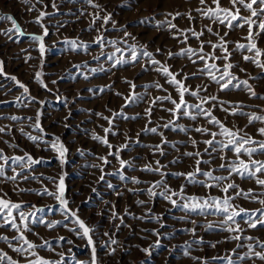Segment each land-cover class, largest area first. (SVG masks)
I'll use <instances>...</instances> for the list:
<instances>
[{"label": "rangeland", "instance_id": "374dc122", "mask_svg": "<svg viewBox=\"0 0 264 264\" xmlns=\"http://www.w3.org/2000/svg\"><path fill=\"white\" fill-rule=\"evenodd\" d=\"M208 8L218 11L213 0H205L204 4L200 0H92L91 4L88 0H29L28 4L23 0H0V33L12 28L11 22L5 19L7 16H12L20 29V33L13 29L7 35L0 34V61L3 62L4 73L0 74V128L5 129L0 133V150L9 158L24 157L27 153L34 160L41 161L31 166L23 162L24 167L21 168L19 164H13L11 159L7 164L0 159L5 177L21 173L15 181L0 177V197L21 204L25 213H35L34 217L29 218L31 230L24 231L23 235L35 245L50 242L52 250L48 246L35 248L39 257L49 262L60 261L63 257V264H91V246L87 239L69 230L76 225L64 219L61 206L54 196L40 195L45 188L56 193V183L62 176L68 208L75 211L89 228L94 229L90 235L96 248L97 264H228L229 259L233 264H264L254 255L251 259H239L249 252V245H255L257 240L264 242V228L259 224L256 228H250L245 223L247 217L241 214L236 217L241 231L222 230L227 226L235 228L236 225L231 222L224 225L225 214L216 213L212 204L213 198L224 199L226 194L221 187L232 182L238 185V189H230L227 193L235 197L230 201L229 211L243 208L252 212L264 207L259 203L260 199H264V195H260L264 193V187L257 185L255 179H241L238 175H232L230 181L226 180L222 185L211 188L200 183H189L184 176L173 175L194 171L199 158L203 161L199 165L202 171H212L216 177H228V171L220 165L229 161L238 163L236 155L228 149L224 152L209 149L211 154L206 153L205 148L208 146L203 142L211 139V136L194 130L202 128L219 133L220 128L203 116H197L195 120L187 116L176 119L166 111L174 108L168 100L157 101L152 105L155 97L171 95L177 102L180 98L176 89L155 70L159 65L151 64L147 57L141 55L134 65L122 63L113 66L114 61L121 56L125 61L129 60V45H135L138 51L146 45L144 50L152 53L153 58L167 66L172 73H178L176 79L182 80L185 87L193 91L207 88V91L199 92L200 97H217V100L205 103L203 107L210 109L225 127L245 139L251 137L256 142L264 141V135L258 132L264 128V122L249 123L250 115L264 117V99L259 98L264 97V69L251 62L252 59H258L264 63V31L255 25L252 28V42L262 53L260 57H255L254 52L246 48H236L237 43L249 44L248 26L229 30L218 21L213 22L215 18L209 19L202 14ZM220 8L235 12L230 0H220ZM41 12L45 16L40 24L48 31L43 41V57L38 43L31 40L33 35L44 34V28L35 22ZM108 14H111V20L107 25L102 26V20H95L93 24L96 15L104 17ZM240 16L249 17L250 12L241 7ZM208 28L212 31L209 32ZM193 30L203 33L199 40L192 35ZM125 31L130 35L126 37ZM216 33L228 42L227 49L231 54L228 61L223 59L224 53L219 48L214 51L210 46L209 42H218ZM184 34L188 36L186 44L180 42ZM174 35L179 39H174ZM97 37H103L102 47L94 43ZM72 41L78 46L75 50L71 47ZM109 41H116L115 47ZM201 41L204 42L205 54H213L214 51L215 56L221 57L208 59L207 63H215L221 69L226 63L233 64L231 74L238 77L239 81L247 80L256 93L255 97L243 84L239 88L233 87L237 80L221 90L220 84L200 72L205 68V61L196 56L192 59L179 55L169 58L170 52L176 54L188 47L198 50ZM80 45H88L87 50ZM116 48L122 51L117 52ZM157 49L160 51L157 52ZM113 53V59L109 60L108 56ZM244 56H249L250 60L246 62ZM192 60L197 62L192 63ZM73 65L81 67L77 69ZM36 73L41 74V80L47 88L37 82ZM215 74L220 76L218 72ZM84 75L88 79H84ZM185 75L189 77L187 80L183 79ZM13 76L29 89L28 93H24L17 82L11 79ZM132 84L135 85V96L141 99L125 106L126 98L133 92ZM156 84L163 88L155 87ZM184 99L188 105L201 103L188 93H185ZM219 102H223L222 107L228 111L222 110ZM150 106L152 113L149 117L145 110ZM234 109L236 114H230ZM241 111L244 115L240 114ZM38 112L42 133L34 127ZM13 116L17 119H10ZM102 117L111 119L112 124L109 125ZM171 121L174 124L170 127L163 126ZM145 126L157 128V133L143 131ZM180 127L186 128L187 132H181ZM104 128L112 130L106 137L113 145L112 149L92 138L93 134L104 138ZM28 135L38 137V142L30 141ZM55 137L67 148L63 163L48 146V142ZM215 139L227 141L221 135ZM192 140L197 142L195 147ZM124 144L128 147L120 151L119 156L132 166L121 169L119 161L108 153L115 152ZM156 145L161 146L163 155L155 150ZM244 147L259 149V143ZM189 152H199L201 155H184ZM105 156L110 162L102 165L99 157ZM221 156L225 159L221 160ZM240 159L249 161L243 152ZM252 159L264 161V155L257 151ZM156 161L165 166L161 168L164 175L142 170L146 165L155 169ZM102 175L103 180L100 179ZM257 175L264 179V174ZM134 178L140 183H133ZM161 180L171 191L187 198L196 197L201 204L207 200L211 207L204 208L203 213L191 212L182 208L186 200L181 199L180 195L172 197L177 201L175 206L159 195H147L146 190L151 184ZM196 180L215 183L202 175H197ZM241 189L244 192L252 189L257 198L253 200L235 196L236 191ZM155 191L159 193L164 189L160 187ZM13 215L19 224V217L15 212ZM41 221H62L63 224L48 229ZM77 231L80 230L77 228ZM19 235L11 229V225L0 227V237H8V242L0 241V251L16 264H29L37 256L27 252L22 255L9 247V243L20 246L22 242L14 239ZM237 236L239 239H233ZM60 237H64V240H60ZM111 239L117 243L111 244ZM238 244L243 246L238 248ZM142 249H148V252ZM255 250L261 249L256 247Z\"/></svg>", "mask_w": 264, "mask_h": 264}, {"label": "snow or ice", "instance_id": "6c2138e0", "mask_svg": "<svg viewBox=\"0 0 264 264\" xmlns=\"http://www.w3.org/2000/svg\"><path fill=\"white\" fill-rule=\"evenodd\" d=\"M23 2L25 4L29 3V0H23ZM37 2H42V0H37ZM88 3H92V0H88ZM201 4L205 3V0H200ZM213 3L216 4L217 6V10H214L212 8H208L206 11H204L202 14L208 16L209 19H213V22H219L220 24L225 25L226 28H228L229 30H232L233 28H243L245 25L248 26V37L247 39L249 40V44L245 45V44H240L237 43L236 44V48L238 50H243V49H247V51L249 52H254V56L255 57H260L262 55L261 51L259 49H256L255 43L252 42V37H253V31L252 28L255 25L259 30L264 31V0H230V3L232 4V7L235 8V12H233L231 9H223L220 8V0H213ZM237 5H239L240 7H237ZM254 5L256 7H254ZM55 6V4L53 5ZM94 7H98V5H93ZM243 8L244 10H247L248 12H250V16L249 17H243L240 16V8ZM31 10V9H30ZM197 11H201L200 9H198ZM177 16L179 15V13L176 14ZM45 13L41 12L40 16L37 17L36 19V23L40 24V21L44 18ZM175 19V17H173ZM255 18V19H253ZM7 21H10L12 24V28L8 29L7 32L5 33H0V34H5L7 35L8 33L12 32L13 29L17 32L20 33V29L17 25L16 20L12 17V16H7L5 18ZM189 19H192L191 16H189ZM95 20H102V26L103 25H107L109 23V21L111 20V14H108L104 17H100L99 15H96L95 19L93 20V24H95ZM238 21V23H234ZM40 26L42 28H44L43 24H40ZM113 27H115V24L113 22ZM170 27L174 28L176 27L175 25H170ZM208 31L211 32L212 29L208 28ZM22 34V33H21ZM227 32L225 33V36H227ZM257 35L259 33H256ZM48 35V31L47 28H44V34L42 36H36L33 35L31 36V40H33L34 42H37L39 45V52L40 55L43 57L44 53H45V45H44V37ZM128 35H130L129 33H127V31H125V36L127 37ZM192 35L199 40L200 36L203 35V33H196L194 30L192 31ZM216 35L218 36V42L217 43H210V46L212 47V49L215 51V49L219 48L221 50L222 53H224L223 59L225 61H228L230 59V53L228 52L227 49V41L224 39V37L219 36V33H216ZM10 38V37H9ZM174 39H179V37L175 36L173 37ZM135 39V38H133ZM188 40V36L186 34H184V39L181 40V43H187ZM94 43H97L99 45H101V47L104 44V40L103 37H97L96 40L94 41ZM108 43H110L113 47H115L116 45V41H109ZM72 49H77V44L75 41L70 42ZM79 47H83L85 50H87L88 45H80ZM129 50L131 51V57L129 58V60L125 61L123 59V57L121 56L120 58H117L114 61V65H118V64H122V63H130V64H135L141 57V55L143 57H147L148 61L151 64L154 65H159V67H157L155 70L157 72H160L165 78H166V82L170 85H172L178 95H179V102H177L176 100L172 99L171 95L167 96V97H155L151 104L155 105L157 103V101L163 102L164 100H168L171 104L174 105V108L172 109H166V111H169L173 117H175L176 119L181 118L182 116H187L192 120H195L197 118V116H203L205 119H208L209 123L215 124L220 128L219 133L217 132H209L207 129H202V128H196L194 129L196 132H200L202 134H206V135H210L211 139L205 140L203 143L206 144L208 147L205 148V152L209 153V149H211L212 151H219V152H224L225 149H228L230 151L233 152L234 155H236L238 163L236 161H229L227 164H221L220 167L224 168L226 171H228L229 176L228 177H216L213 176L212 171H202L199 168V165L203 162L201 161L199 158H197L196 160V164L197 167L194 169V171L189 172V173H173V175L176 176H184L189 183H200L203 184L204 187H216V186H220L223 184L224 181H230V178L232 175H238L241 179H255V182L257 185L264 187V179L259 178V176L257 175L259 174H264V161H260V160H254L252 159V156L254 153H256L257 151H259V153L261 155H264V141L261 142H256L254 141L251 137H248L247 139L240 137L238 133L231 131L230 129H228L227 127L224 126V124H222L215 116L212 115V112L210 109H205L203 107V104L205 103H211V101H215L217 100L216 96H209V97H200L199 96V92L201 90L203 91H207V88H197L196 90H190L189 88L185 87L184 83L182 80H177L176 79V75H178V73H172L169 68L167 66H164L163 64L160 63V61L156 60L153 58L152 53L144 50L146 48L145 46H141V50L138 51L135 45H129L128 46ZM117 52H121L122 50L120 48H116ZM160 49H157V52H159ZM214 51L213 54H205L204 53V42L201 41L200 43V48L198 50H194L191 47H188L186 49H182L179 53L173 54V53H169V58H171L173 55H179V56H186L189 59H192L193 56L198 57V59L200 60H204L205 61V68L201 69L200 72L202 74H207L208 77L214 81L217 84L221 85V90H225L226 88H228V86L232 83L233 80H237L238 82L235 85H232L235 88H239L241 84H243L245 86V89L248 90L251 95L253 97L256 96V93L251 89V87L248 85V81L244 80V81H239L238 77L234 76L231 74V69L234 67L233 64L231 63H226L223 67V69H221L220 67H218L215 63L213 64H208L207 60L208 59H212V60H216V59H220L221 57H217L214 55ZM115 54H111L108 56L109 60L113 59V56ZM243 59L247 62L250 60L249 56H244ZM196 60H192V63H196ZM252 63H254L257 67H260L262 69H264V63H262L260 60L258 59H252L251 60ZM73 67H76L77 69H79L81 66L80 65H73ZM93 72H95V69L92 70ZM240 71H244V69H240ZM220 73V76L217 77V75L215 73ZM0 74H4L3 73V62L0 61ZM36 80L37 82H39L41 84L42 87L47 88V85H45L43 83V81L41 80V74L40 73H36ZM84 79H88V77L86 75H84L83 77ZM189 77L187 75L184 76V80H187ZM12 80L16 81V77H11ZM221 81H224L223 84H221ZM17 84L19 85L20 88L23 89L24 93H28L29 89L23 85L22 83H20L19 81H16ZM53 83H55V81H53ZM155 87L162 89L163 86L160 84H156ZM131 88L133 89V92H131L129 94V96L126 98V104L125 106H127V103L130 102H137L139 99H141L140 97L135 96L134 94V89H135V85L132 84ZM91 91V90H89ZM101 91H103V89H101ZM185 93H188L191 96L197 97L201 103L200 104H196V105H188L187 102L185 101L184 97H185ZM117 95H119V93H117ZM260 99H264V97H259ZM35 99V98H32ZM221 104V108L224 111H228V109H224L222 107L223 102H219ZM189 109H192L193 111H190ZM198 109L199 111H195ZM146 115H148L149 117L151 116L152 113V107L150 106L148 109L145 110ZM230 114L235 115L236 114V110L234 109ZM241 115H244V113L241 111L240 112ZM39 115L40 113H37V122L34 125V127L36 128V130L40 131L41 133L43 132V129L40 127L39 124ZM97 115H100L99 113ZM122 115V113H121ZM103 119L107 120L109 125L112 124V120L109 119L108 117H102ZM125 119H128V117H124ZM136 117H132V119H135ZM210 118V119H209ZM10 119L12 120H16V117H11ZM254 121H262L264 122V117L262 116H257V115H250L249 116V123H253ZM150 122V121H149ZM172 124H174V121L169 122L168 124L163 125L164 127H170ZM179 130L181 132H187V129L184 127H180ZM5 131V129L0 128V133H3ZM21 131L23 132V130L21 129ZM103 131L105 132V137L102 138L99 135H95L93 134V139L98 141L99 143L105 145L106 147H108L109 149L113 148V145H111L108 140H107V134L109 132H111V128H104ZM145 132H151V133H157V128H148L147 126H145V129L143 130ZM260 135H264V128H260L258 130ZM113 135H116L115 132L112 133ZM217 135H221L227 138V141H217L215 139V137ZM30 141H32L33 143H37L38 142V137L36 136H32V135H28L27 137ZM166 142V141H165ZM7 143V142H6ZM138 143V141H137ZM254 143H259V149L257 148H245L244 145H248V144H254ZM192 144L195 147L197 142L195 140H192ZM48 146L55 151L58 154V159H60L61 163L64 162V158L66 156L67 153V148L63 145V143L60 142L58 137H55L53 139V141L48 142ZM128 147L127 144L121 145L119 148H117V150L115 152L109 151L108 155L109 156H113L115 159H117L120 163L121 169H123L124 167L128 166H132L130 164V162H127L123 159L120 158L119 156V152L126 149ZM155 150L160 151L161 155H163V152L161 150V146L160 145H156L155 146ZM243 152L244 155H247L249 157V161L245 162L243 159H240L241 153ZM184 155L188 156V157H200V153L196 152V153H185ZM0 159L4 160V163L7 164L8 160L11 159L13 164H19L21 168L24 167V163L26 162L27 165L31 166L34 164H38L41 161L40 160H34L30 155H28L27 153L25 154L24 157H6L3 155L2 150H0ZM99 159L102 162V165H107L110 161L108 160V158L105 157H99ZM221 160H224L225 157L221 156L220 157ZM173 163H175V161H173ZM157 167L154 169L152 168L151 165H146L144 167V169H142L143 171L146 172H161V168L165 167L160 165L159 161H156ZM95 167V165H94ZM101 172H103V167H101ZM13 171H15L13 169ZM21 173L16 172L15 175L11 176V177H5V171L3 166H0V177H5L6 179H10L12 181H15L17 179V176H20ZM161 175H164V173L161 172ZM197 175H202L204 177L207 178V180L210 181H214L215 183H207L205 181H198L196 180V176ZM121 178L123 179L124 177L121 176ZM101 180L104 179V176L102 175L100 177ZM53 183H56V181H52ZM133 183H140V181L138 179H133L132 181ZM56 187H57V192L56 193H52L49 192L47 190V188L44 189L43 193H40V195H49V196H54V198L59 202L61 209H62V214L64 215V219L65 220H70L72 224L76 225V227L69 229L70 231L74 232L78 237L80 238H86L87 239V243L89 246H91V264H97L96 261V248H95V244L94 241L90 235L91 232L94 231V229L89 228L85 222L83 220H81L75 211L71 210L68 208V201L67 199L64 198V180L63 177L61 176L59 179V182L56 183ZM109 187H111V185H109ZM163 187L164 191L162 192H156L155 189ZM230 189H238V185L232 183V182H228L226 186H222L221 190L226 194L224 199L221 201L219 199H215L213 198V202L212 204L215 207V212L220 214L223 213L224 218H223V224L224 225H229V222H231V224L236 225L235 228L231 227V226H227L225 228H223L222 230L225 231H241V229L239 228V224L236 220L237 216H240L241 214H243L245 217H247V219L245 220V223L248 224V226L250 228H256L257 225L259 224L261 226V228H264V207H262L261 209H257L254 210L252 212H249L246 209H239V211H229L230 209V201L232 199H234V196H229L227 195V193L229 192ZM95 191V190H93ZM146 194L149 195L150 197H154L159 195L161 198L168 200L170 203H172L174 206L176 205L177 201L172 199L173 196H177L180 195L181 199L186 200V202L182 205V208L186 209L187 211H191V212H200L203 213L204 208L206 207H211L208 204V201L205 200L203 201V203L201 204L200 201L197 200L196 197H191V198H187L184 197L181 194H178L176 192L171 191L166 184H164L163 180L161 181H156L154 183L151 184V186L146 190ZM260 195H264V193H261ZM235 196H243V198L245 199H253L255 200L257 197L256 195L253 194L252 189H249L247 192H244L242 189L239 191H236ZM138 203H143V202H138ZM259 203L261 205H264V199H260ZM34 207V206H33ZM23 206L21 204L18 203H13L9 200H5L3 197H0V227L6 226V225H11V229H14L16 232L20 233V235L18 237H14V239H17L18 241H21L22 243L20 244L19 247L13 246L11 243H9V247L12 248L13 251L20 253V254H24V253H29V255H34L37 256V259L35 261H29V264H63V257H61L60 261H56V262H49L48 260L39 257L36 252H35V248L37 247H41L44 248L45 246H48L49 250L51 249V245L49 241H44L43 244L41 245H35L32 242H30L29 240H27V238L23 235L24 231H30L31 229L29 228L28 224H29V218L30 217H34L35 213L34 212H28L25 213V211L22 210ZM38 211H43L42 209H39ZM13 212H15L17 214V216L19 217L20 223L18 224L16 222V216L13 215ZM114 216L116 215L115 213L113 214ZM41 223L44 224V226L48 229H53L56 228L60 225L63 224L62 221H52V222H46V221H41ZM64 227H67V225H63ZM77 228L80 231H77ZM209 228H211V225H209ZM194 231V230H193ZM154 234H158V233H154ZM105 235H108V233H105ZM233 239H239V236L237 237H233ZM245 239L248 240H253V237H245ZM60 240H64V237H60ZM0 241H4V242H8V237L3 236L0 237ZM69 244L72 243V241H68ZM111 244H116L117 241L115 239H111L110 240ZM158 243V242H157ZM24 245H26L27 247H24ZM243 245L238 244L237 247H242ZM213 247H215V245H213ZM249 252L246 253L244 256H240L239 259L240 260H245V259H251L252 256L254 255L257 259L264 261V242H260L259 240L256 241L255 245H249ZM256 247H259L261 250L260 251H256ZM114 251V250H113ZM142 251L148 252V249H142ZM0 264H16L15 261H13L11 259V257H8L6 253L0 251ZM77 264H79V262H77ZM228 264H233V262L229 259L228 260Z\"/></svg>", "mask_w": 264, "mask_h": 264}]
</instances>
